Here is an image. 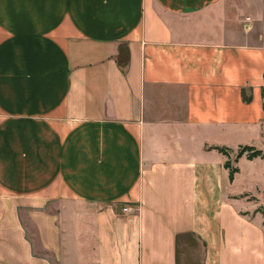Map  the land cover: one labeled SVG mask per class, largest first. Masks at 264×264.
Masks as SVG:
<instances>
[{"label":"crops","instance_id":"obj_1","mask_svg":"<svg viewBox=\"0 0 264 264\" xmlns=\"http://www.w3.org/2000/svg\"><path fill=\"white\" fill-rule=\"evenodd\" d=\"M259 2L0 0V264H264L216 149L262 135Z\"/></svg>","mask_w":264,"mask_h":264},{"label":"rangeland","instance_id":"obj_2","mask_svg":"<svg viewBox=\"0 0 264 264\" xmlns=\"http://www.w3.org/2000/svg\"><path fill=\"white\" fill-rule=\"evenodd\" d=\"M259 8L264 9V4L259 2ZM256 130L258 131V128L246 134L243 139L245 142L243 145L253 146L261 150L264 154V125L262 128V135L256 133ZM233 146L235 147L237 145L234 144ZM241 147L229 152V156H232V158H230L231 167H239L238 172L240 170L234 191L238 193L237 195H239L241 199L249 202V209L253 210L255 214L261 215L264 219V157L262 159L256 158L248 161L245 155H243L240 161L239 159L235 161V156ZM236 177L237 173L234 175L233 179L235 180ZM180 241L178 251L179 264H201L203 246L200 243L196 244L192 242L191 244L189 237Z\"/></svg>","mask_w":264,"mask_h":264},{"label":"trees","instance_id":"obj_3","mask_svg":"<svg viewBox=\"0 0 264 264\" xmlns=\"http://www.w3.org/2000/svg\"><path fill=\"white\" fill-rule=\"evenodd\" d=\"M127 62H128V51L125 46H122L119 49V54L117 56V64L124 71V69L127 66ZM262 99L264 106V89H262ZM216 149L227 158L226 161L224 162V168L228 170V179L230 182H232L234 175L238 173V168L231 167V161L229 157L230 150L225 148H216ZM243 155H245L246 160L248 161H251L256 158L262 159L264 157V154L261 150H258L252 146H242L235 156V161L240 159Z\"/></svg>","mask_w":264,"mask_h":264},{"label":"built area","instance_id":"obj_4","mask_svg":"<svg viewBox=\"0 0 264 264\" xmlns=\"http://www.w3.org/2000/svg\"><path fill=\"white\" fill-rule=\"evenodd\" d=\"M122 212L125 214H131L133 212V207L130 205H126L122 208Z\"/></svg>","mask_w":264,"mask_h":264}]
</instances>
